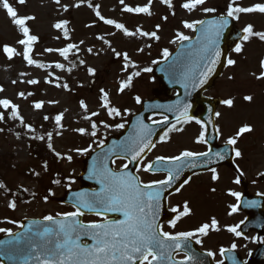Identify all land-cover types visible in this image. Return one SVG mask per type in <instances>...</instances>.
I'll list each match as a JSON object with an SVG mask.
<instances>
[{"label": "snow or ice", "instance_id": "snow-or-ice-1", "mask_svg": "<svg viewBox=\"0 0 264 264\" xmlns=\"http://www.w3.org/2000/svg\"><path fill=\"white\" fill-rule=\"evenodd\" d=\"M15 4L26 5L27 0H14ZM123 5L122 12L144 15L151 17L153 13V5L156 0H147L144 5L131 6L125 3V0H119ZM55 3L60 5L61 0H55ZM80 3H75L72 7L80 8ZM158 3L170 11L174 10L175 4L173 0H158ZM208 0H182L180 7L188 13L202 11L204 13H216L217 9L208 7ZM0 7L6 12L10 18L12 24L17 28L21 38L16 41V44L20 47L17 48L11 45H3L0 47V55L5 56L9 61L20 57L26 62L28 66H34L36 68H44L45 65L37 62L33 58L34 46L38 43V37L32 34L30 21L36 19L32 15L21 16L14 6V3H10V0H0ZM65 12L69 11L68 5H62ZM89 8H92L91 3L88 4ZM99 5L95 6V16L99 21H102L104 25L110 26L119 31L121 35L126 38H144L149 41H159L161 39L158 33L161 31V26L157 24L154 31H146L142 27H136L135 30L128 29L124 24L118 23L113 19L105 18L99 11ZM257 14L264 16V0L256 2L248 6L242 5L240 0H228L226 8L223 10V14L219 15L215 19L211 20H195L193 22L184 21L183 27L192 31H199L200 35L196 37L197 48L194 52L196 62L194 66L187 67L179 62L170 65L171 74L176 77L177 82L181 83V86L185 89L188 88L189 83L193 90L198 87L203 88L208 82L210 75L214 72L215 67L221 62L222 51L220 48V41L224 36V32L229 28L230 21H238L241 15ZM172 15L175 12L172 11ZM163 20L167 21L168 17L163 16ZM67 20L58 22L54 25L57 30H63V38L65 40L70 39L67 29ZM90 24L87 27H94ZM199 26V28H198ZM243 35L240 37L241 42L235 43L233 51L236 54H242L244 51V44L251 42L254 39H258L264 42V31L255 30L254 25L247 24L242 29ZM109 35H115V33H109ZM176 39L172 43H180L181 45L185 41H190L191 37L183 34L182 32H176ZM60 37H57L59 39ZM102 41L103 44L108 45L112 53L117 58H122L124 61L122 70L127 72L130 68H138L129 57L127 52L121 53L112 47L109 40L105 39L103 35L96 37ZM84 42L81 41L80 44ZM147 47H151V44H147ZM80 45L76 43H68L65 47L53 49L46 48L44 51L47 53H57L65 61H69L70 54L78 53ZM87 51L92 53L93 49L88 48ZM138 51L143 52L144 49L140 48ZM170 52L164 49L162 56L165 60L170 56ZM71 63V61H69ZM81 64L84 61H80ZM153 63H160V61H153ZM237 61L233 58H227L226 64L228 66H235ZM59 69L61 72L65 71V65L60 62H56L54 65L49 64L48 67ZM259 72H253L252 76L259 81H264V59L259 63ZM71 68L67 69L70 73ZM89 75H95V70L89 68ZM145 73L152 72L151 67H145L142 69ZM21 76L26 73H20ZM48 76L52 77L53 73L48 72ZM141 71L137 70L131 72L126 78L119 83L117 94H124L126 90L134 87V78L139 77ZM55 80L59 81L60 77L55 76ZM233 79V77H229ZM22 83L25 81H21ZM45 83H52V80H45ZM13 84L17 81H12ZM31 85H37L40 83L37 79H30L26 81ZM82 86V85H81ZM56 88H63L70 91L67 83L55 84ZM5 89L0 86V93ZM19 97L21 99H27V96L33 95V93L20 92ZM100 107L107 113L109 117H118L122 115L121 109L113 106L109 93L104 89L100 90ZM252 95L243 96V100L251 103L253 101ZM135 103L141 105L143 103L139 95L134 97ZM50 105H55L57 101H49ZM229 108L234 107V99H224L221 101ZM34 110H42L45 107L43 101H37L32 105ZM79 107L82 110L81 118L89 123V127H80L73 129V131L79 133L81 136L97 137L98 123L93 120V117L100 115L99 112H89L88 104L81 100ZM149 108H163L164 112H172L175 114L176 122L164 131L163 135L159 137L160 143H168L169 134L173 131L183 132V127L180 125L196 124L199 126L198 135L194 139V143L198 145L208 144V125L214 122L209 119L206 122L197 119L195 115L190 114L193 108L192 103L187 101H177L172 105H149ZM0 122H5L6 119H12L18 121L19 125L26 129L27 133H35L36 129L31 124L26 123L21 115L19 106L13 103L8 98H0ZM211 113L212 109H208ZM11 113L10 116L8 113ZM124 115H133L128 109L123 110ZM220 112H215V117L219 118ZM153 125H167L169 119L167 115H162V119L156 120L151 118ZM45 122L52 120L57 129L55 135H62L67 129L63 121L65 120L64 113H59L54 117L48 115L43 116ZM104 128H109L107 123L103 124ZM125 123H116L115 129L123 130ZM135 134L119 145H115L110 148L107 153H98L96 157H93L92 167L89 169V179H94L100 186L99 191L91 193L77 192L74 196L72 204L73 211L66 213H57L56 216L46 215L43 217L45 223L39 221L31 222L25 232L19 234L13 233L11 230L0 227V233H5L7 236L13 239L0 242V255H3L9 259H12L14 255L22 257L20 264H205V261L198 259L196 254L191 251V241L195 238L197 245L202 244L200 236H208L209 230L219 231L218 221L212 218L211 223H205L197 228L195 231H185L172 234L162 230V226L158 223L157 217L161 212V201L163 194L169 188L173 186L174 181H181V177L184 172L189 169H195L197 167H209L219 161L226 159L227 152H213L211 147H208L206 151H193L183 150L178 155L173 156H157L154 161L143 163L146 160L148 152L156 147L151 137L153 136V129L146 123L142 117H136V123L133 125ZM255 129L245 124L240 127L236 134L229 137L226 140L228 146H232L236 158L242 157V152L239 148L235 147L238 140L245 134H250ZM3 131V129H0ZM217 136L221 135V130L217 126L215 128ZM17 139L20 138V134H16ZM31 139H38L44 141L47 148L52 151L58 159H65L69 163L72 161V156H62L61 153L56 152L53 139L54 133L49 131L46 134L32 135ZM95 142V141H94ZM98 147L103 149L104 142L101 140L98 143ZM79 155H86L93 151L91 145L86 148L74 149ZM112 157V163L115 164L116 160L129 159V162H135L142 164L141 168H137V172H144L150 174L164 173L165 176L162 179L152 180L144 182L139 176H133L125 170L128 168V163L123 164L119 171H115L108 166V160ZM164 166V167H161ZM48 166L45 163L44 169L47 170ZM212 173L211 180L218 181L220 176L215 167L209 169ZM239 176L233 181L235 184H240V177L244 175L243 171L237 167ZM39 176V173H35ZM264 176V173L260 174ZM190 182V178H185L182 183L186 184ZM54 184L59 185L60 180H54ZM75 183L74 180H69L68 185ZM67 186V185H66ZM0 189L10 191L7 189L4 183H0ZM70 190V188H69ZM178 190V189H177ZM27 191V189H23ZM215 191V188L212 189ZM34 195V194H33ZM52 191L48 192V196L44 198L45 202L48 201V197L54 196ZM227 195L234 197L236 201L242 200V194L238 191H229ZM257 195L264 196V193H258ZM8 207L15 210L17 204L12 201L8 204ZM231 211L229 215H232L240 210V203L229 205ZM245 207L256 208L259 207L257 201L250 200L245 204ZM173 213H179L175 219H173L169 225L171 228L177 226V222L182 217H187L192 214V211L187 202L184 203L182 210L173 207L171 208ZM86 214H92L98 217V221L83 222L80 218ZM108 214H118L115 219H109ZM7 223H13L9 220ZM243 223V221H241ZM23 227V225H19ZM239 225L228 227L227 231L234 234L236 237H241L242 233L239 231ZM87 240L90 243H84ZM260 243L264 244V240H260ZM237 245L233 243L230 249L221 248L219 255L225 256L226 252H234ZM183 252L184 259L176 260L175 255H179ZM204 256L216 259V254L213 251H207L203 253ZM233 264H237L236 258L232 257ZM216 264H224V260L220 259L216 261Z\"/></svg>", "mask_w": 264, "mask_h": 264}, {"label": "rangeland", "instance_id": "rangeland-1", "mask_svg": "<svg viewBox=\"0 0 264 264\" xmlns=\"http://www.w3.org/2000/svg\"><path fill=\"white\" fill-rule=\"evenodd\" d=\"M85 1V3H84ZM88 0H83L80 8L72 7L75 3H80L81 0H61V4L55 3V0H27L26 5L15 4L19 14L32 15L36 19L30 21L32 34L38 37V43L34 46L33 58L45 65L44 68H36L28 66L25 61L20 57L9 61L5 56L0 55V86L5 91L0 93V98H8L13 103L19 106L21 115L26 123L34 124L36 126L35 135L46 134L51 131L54 133L53 145L56 152L61 153L62 156L71 155L72 161L69 163L65 159H58L56 155L51 153L45 154V158L49 160V172L40 169L39 165L32 163L29 156L28 145L20 139L15 137H2L0 135V168L1 174L5 176L6 183L15 186L26 187L31 193H34L32 200L21 202L17 204L15 210L8 207V200L0 193V227L15 230L18 228V223L22 219H42L46 215L56 216L57 213H66L71 211V208L60 206L56 203L55 199L62 197L65 190L75 189L78 186L76 177L81 169L80 162L84 156L79 155L74 149L86 148L91 145L94 150L98 146L99 141H104L106 137L115 135L120 130L115 129L116 123H126L130 115H124L123 110L128 109L131 113L138 110V105L135 103L134 97L139 95L141 99L149 98V92L155 87L154 80L148 73L142 71L145 67H153V61H160L163 59L162 52L167 49L171 52L177 43H172L176 39V32H182L185 35L191 36L192 30L183 27V22H193L206 18L209 13L196 11L192 13L186 12L180 7L182 0H173L176 5L172 11L160 5L158 0L153 5V15L151 17L144 15H135L122 12L123 5L119 0H93L92 8L87 5ZM228 0H208V7L223 10L224 4ZM242 5L248 6L261 0H240ZM125 3L131 6L144 5L147 0H125ZM62 5H68L69 11L65 12ZM99 5V11L105 18L113 19L118 23L124 24L128 29L135 30L136 27H142L146 31H154L155 26L159 24L161 31L158 33L161 39L159 41H149L144 38H126L114 28L104 25L95 16V6ZM212 13H210L211 15ZM167 16V21L162 17ZM66 19L69 23L67 29L70 39L65 40L60 36V31L54 25L61 20ZM93 24L94 27H87ZM247 24H252L257 31H264V16L252 14L242 15L238 23L239 27L244 28ZM115 35H109V33ZM103 35L105 39L109 40L112 47L117 51L124 53L127 52L131 60L138 65V68H130L127 72L122 70L124 61L122 58H117L102 41L96 37ZM57 37H60L57 39ZM20 33L17 28L12 24L6 12L0 7V47L3 45H11L19 48L16 41L20 39ZM83 41V44L80 42ZM64 43H76L80 45L78 53H73L77 58L80 57L84 63V68L79 72L66 70L68 64L57 53H47L46 48L58 49L62 48ZM151 44V47H147ZM92 48V53L87 51ZM143 48L144 51L140 52L138 49ZM233 59L237 61L235 66H231L217 83V94L221 98L234 99V113L240 115L241 123L244 122L251 124L255 129L249 139H245L240 144L245 151V157L250 159L247 167V175L249 179L255 182V177L264 170V154H260L257 158L254 157L252 151L264 150L260 146V137L264 134V81L256 80L253 72H259V63L264 59V42L258 43L256 39L244 44V51L242 54H234ZM56 62L65 65V71L61 72L55 69L54 66L49 68L48 65H54ZM95 70V75H89L86 69ZM141 71L139 77L134 78V87L126 90L124 94H117L119 83L123 81L128 74ZM26 73L21 76L20 73ZM52 72L53 76L47 75ZM59 76L60 80L54 79ZM233 77V79H229ZM30 79H37L40 81L37 85L26 83ZM17 81L13 84L12 81ZM45 80H52V83H45ZM25 81V82H21ZM67 83L70 91L61 88H56L55 84ZM82 85V86H81ZM104 89L109 93L111 103L113 106L118 107L122 111L121 116L109 117L107 113L100 107V90ZM31 92L33 95L27 96V99H21L19 93ZM252 95L253 101L251 103L242 101L243 96ZM83 100L89 106V112L96 111L100 115L93 117V120L98 123L97 137L81 136L79 133L73 131L80 127H89V123L81 118L82 110L79 107V102ZM37 101H43L45 107L42 110H34L32 105ZM49 101H57L55 105H50ZM222 114L226 110L222 108L219 110ZM64 113L65 120L63 121L66 131L62 135H55L57 131L54 122L43 120L44 115L54 117L59 113ZM18 121L13 120V124ZM110 125L109 128H104L103 124ZM188 130L174 134V131L169 134V142L161 143L151 154L152 157L173 156L177 155L179 149H191V137L196 135V131L188 133ZM179 140L180 147L171 145L173 138ZM40 148L46 149V143L38 139H34ZM95 141V142H94ZM53 154V155H52ZM251 159H255L253 162ZM4 164V169L2 168ZM121 161L114 164V168H121L123 166ZM142 167V166H141ZM30 169L31 171H28ZM36 170V171H35ZM22 174H29L28 177L21 176ZM35 173H39L37 176ZM142 181L147 182L152 178H148L147 173L139 172ZM54 180H60L59 185L54 184ZM69 180H74L75 183L68 185ZM226 189L234 190L235 187L231 184L232 177H228L225 172ZM233 183V180H232ZM206 184L205 178L201 184L196 186L192 183L182 194L174 197L175 201L181 202L185 197L192 196L194 189L204 186ZM67 185V186H66ZM257 189V188H254ZM258 189L264 190V186H259ZM257 189V190H258ZM55 193L54 196L48 197L45 202L44 198L48 196V192ZM200 194H202L200 192ZM203 197L202 195H198ZM236 218L229 219L230 222L236 221ZM13 223H7V221ZM1 234V233H0ZM227 234L225 231L219 230L216 233V239L220 241H227ZM227 243H224V245ZM251 245L248 247L250 249Z\"/></svg>", "mask_w": 264, "mask_h": 264}, {"label": "flooded vegetation", "instance_id": "flooded-vegetation-1", "mask_svg": "<svg viewBox=\"0 0 264 264\" xmlns=\"http://www.w3.org/2000/svg\"><path fill=\"white\" fill-rule=\"evenodd\" d=\"M204 98L206 99H213L217 101L218 104V94H217V83L215 82L214 87L211 89V91L206 92L204 94ZM223 105V103H222ZM226 107V111L223 112L221 114V116L219 118L215 117V112H219V104L217 105L215 112H214V126L215 128L218 126L221 130V135L216 137V140H213L212 137L207 136L208 139V144L207 145H198L194 143V139L195 137L198 135L199 132V126L192 123L189 125H180L177 124L178 127H183L184 130H188V133H192L193 130H195L196 135L194 137H191V149L189 150H193V151H206L207 148L213 145L214 148L219 149L220 151L223 152V147L222 145L226 144V140L229 137H232L236 134L237 130L242 127L244 124L241 123L240 121V115L237 113H234V107L229 108L225 105ZM180 132H175L174 134L177 135ZM264 134H262V137H260L259 141H260V146L263 147L264 149ZM250 135L245 134L244 136H242L238 142L237 145L235 147L239 148V150L242 152V157L241 158H236L235 154L233 156L234 158V166L235 168L239 167L240 170L243 171L244 176H247V171L248 168L247 165L250 162V159L248 157H245V151L243 149V147L240 146V144L242 142L245 141V139H249L250 140ZM176 137L173 138V141H171V145H174L176 147H180V143L178 139H175ZM181 152V150L179 149L178 154ZM254 157H258L260 154H264V150L261 153L260 151H252ZM255 159H251V161L253 162ZM218 171V174L220 176V179L218 181H212L211 180V172L208 173H204V174H198L193 176V178L190 179V182L187 183L183 189L178 192L177 195H180L183 193V191L185 189H187L193 182L196 183L198 185L201 184L202 180L205 178L206 180V184L204 186H201L199 188H195L194 189V194L192 196H187L185 197V200L178 202L174 200V196L173 195L169 200H168V204L171 208L173 207H177L179 209L182 210V207L184 205L185 202H187L189 204V207L192 211V214L187 216V217H182L178 222H177V226L175 228H171L169 227L171 221L169 222H165L163 223L162 226V230L163 231H167L170 232L172 234L178 233V232H185V231H195L197 228H199L201 225L205 224V223H211L212 218H215L218 221V227L221 229H226L228 227H232V226H236L239 225L241 223V221H244L247 216L246 213H244L243 211L239 210L238 212L229 215L228 212V206L232 205L234 202H238L235 200L234 197H231L229 195H227V190H226V180H225V171L228 175V177H235L236 175L234 173H232L230 170L224 168V166L216 168ZM162 178H164V175L161 176ZM259 186H264V183H258L255 184L252 181H249L247 184V189L248 192L252 195L254 194H258V193H264V190L258 189ZM215 188V191H212V189ZM257 188V189H254ZM240 193H243V190L239 189ZM200 192L202 194H200ZM239 192V191H238ZM198 195H202L203 197H199ZM230 208V207H229ZM246 209H249L246 208ZM253 210H261L263 211V215H261L260 217L264 218V204L263 205H259V207L256 208H251ZM231 211V209H230ZM175 214H179V213H175ZM236 218V221L234 222H230L229 223V219H233ZM217 231H213V230H209V235L208 236H200L197 238H200L202 240V244L197 245L195 243V238L192 240L193 244H191V251L194 252L197 256L198 259H202L205 262L207 261V256H204L202 253H200L199 251L205 253L207 251H213L216 254V259L212 261L214 264H216V261L222 259V257L219 255V251L221 248H227L230 249L231 245L233 243H235L237 245L236 248V253L241 257L242 260H246L249 256L250 250H248V244H246L245 240L247 238H239V239H235L234 234L229 233L227 231L228 234V238L227 241H220L219 239H216L215 233ZM255 237L256 234L252 233L250 234V236ZM249 236V237H250ZM248 237V238H249ZM224 243H227V245H224ZM230 259H231V264H233V260H232V251H230ZM176 260H182L184 259V255L183 252H181V254L179 255H175L174 257Z\"/></svg>", "mask_w": 264, "mask_h": 264}, {"label": "water", "instance_id": "water-1", "mask_svg": "<svg viewBox=\"0 0 264 264\" xmlns=\"http://www.w3.org/2000/svg\"><path fill=\"white\" fill-rule=\"evenodd\" d=\"M217 16L210 17L204 20H211L215 19ZM199 28V26H198ZM200 35L199 31H195L193 37L191 38L190 41H185L181 45L180 43L176 46V49L173 51V53L168 57L167 60L157 63L155 67L152 69V72H150L151 75H153L158 82V87L157 89L152 91V96H154V99L152 100H146L143 101V103L140 105V110L136 112V114L132 115L129 118V121L126 125V127L123 129L124 131L120 134L117 135L116 137H111L107 141H105L104 148H98L96 149L90 156L87 158H84L82 161L83 165V170L81 172L80 179L81 181L85 180L84 185L82 188L75 190V191H66L64 193V197L62 199L57 200L61 204H68L71 205L73 204L74 201V196L75 193L77 192H87L91 193L94 191H99L100 186L96 183L94 179H89V169L92 167L93 163V157H96L98 153L104 154L107 153L110 148L114 147L115 145H119L121 142L125 141L127 138L133 136L135 134L133 125L136 123V117L140 116L143 118L144 123L148 124L147 117L150 115H167L169 119V123L167 125H153V124H148L152 129H153V136L151 139L155 143L159 138L161 134L164 133V131L167 129L166 127L169 126V124L176 122L175 119V114L172 112H164L163 108H149V105H172L175 104L178 100L179 101H187L188 103L193 104V108L191 109L190 114L195 115V117L201 119L203 118L204 110L203 108V102L201 99V92L208 90L211 88V86L214 84L213 82L220 78L222 74V70L226 66V58L228 54L233 51L235 43H239L240 37L243 35V32H239L238 29L235 27V22L230 21L229 28L225 30L224 36L220 41V48L223 53L221 62L218 63L215 67L214 72L210 75L208 82L204 85L203 88H197L196 90H193L191 87V84L189 83V86L187 89L181 86V83L177 82L176 77H174L171 74L170 70V65L179 62L180 64L187 66V67H192L194 66L196 62V57L194 55V52L196 48L198 47L196 44V37ZM171 91H175L174 97H170L169 94ZM164 96L167 98V100H161L160 97ZM219 104V100H218ZM214 108V107H213ZM199 111H201V114H199ZM212 114V113H211ZM149 153V152H148ZM112 159H115V157H112L111 159L108 160V166L112 168ZM128 163V168L125 170L126 172L130 173L133 176H136L135 171L138 168L139 163L135 162H129V159H124ZM164 167V166H161ZM201 170V169H199ZM198 167L195 169H189L186 170L181 177V181H174L173 186L169 188L166 192L163 194V199L161 201L162 207H161V212L158 217H161L162 214L165 215L167 213L166 211V199L168 196L172 195L174 192L177 191L182 185H183V180L185 178H189L192 176L196 171H199ZM88 184H91L92 186L95 187L94 190H90L88 188ZM118 214H108V216L111 217H117ZM157 221L158 223H162L163 220L170 219L171 217H164L158 218ZM34 221H39L40 223H45L44 221L40 220H22L20 225H23L19 231L16 232V234H19L21 232H25L28 228V225L31 222ZM13 239L12 237H9L7 235L2 236L0 238V242L6 241ZM258 254L254 253L253 257L249 261L248 264H262L264 262V254L262 256H259L257 258ZM22 260V257L18 255H14L12 259H9L3 255H0V264H20V261ZM35 264V262H33Z\"/></svg>", "mask_w": 264, "mask_h": 264}, {"label": "trees", "instance_id": "trees-1", "mask_svg": "<svg viewBox=\"0 0 264 264\" xmlns=\"http://www.w3.org/2000/svg\"><path fill=\"white\" fill-rule=\"evenodd\" d=\"M69 61H71V63ZM69 61H66V62L71 66V68L75 70L80 69V67L78 66V63L77 62L74 63L70 57H69ZM10 114L11 113L9 112L8 115L10 116ZM9 120L10 119H6L5 122H0V129H3V131H0V134L3 135V137H7V135H12L16 137V134L19 133L20 134L19 139L25 141L26 144L28 145L29 151L31 150L29 153V156H30V159L32 160V163L38 164L40 169L49 172V167L47 168V170L44 169L45 163L48 166L49 160L45 158L46 156L45 154H48V153L50 154L49 149L40 148L39 145H37V142L34 139L30 138L32 136L31 133H27L26 129L21 127L19 123L15 127L10 125ZM3 167H4V164L2 163V168ZM28 171H31V170L28 169ZM21 176L28 177L29 174L26 175V174L21 173ZM0 183H4L7 189H10V191L0 189V192L3 194V196L7 200H9V203L12 201H15L16 204H20L21 202L32 200V198L34 197L33 195L34 193L33 192L31 193L30 190H28L27 188H24L23 186L12 187L11 183L10 185L7 184L5 176L1 174V168H0ZM23 189H27V191H23Z\"/></svg>", "mask_w": 264, "mask_h": 264}]
</instances>
